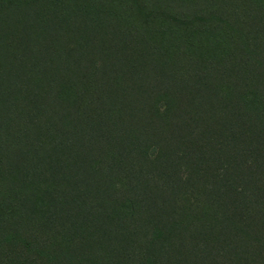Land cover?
<instances>
[{"label":"trees","instance_id":"1","mask_svg":"<svg viewBox=\"0 0 264 264\" xmlns=\"http://www.w3.org/2000/svg\"><path fill=\"white\" fill-rule=\"evenodd\" d=\"M0 264H264V0H0Z\"/></svg>","mask_w":264,"mask_h":264}]
</instances>
